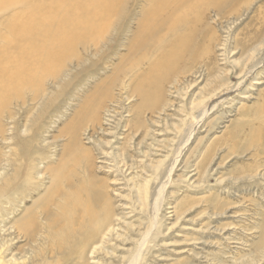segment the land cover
Segmentation results:
<instances>
[{"label":"rangeland","instance_id":"1","mask_svg":"<svg viewBox=\"0 0 264 264\" xmlns=\"http://www.w3.org/2000/svg\"><path fill=\"white\" fill-rule=\"evenodd\" d=\"M106 1L95 0L97 4H104ZM150 4L153 6V3ZM206 8H191L194 10L192 15L201 16ZM188 9L189 7L181 9V12L185 14L186 10L188 13ZM197 9L203 12L200 14ZM235 9L225 10L226 13H230L232 21L228 13V18L224 16L221 20L212 19L213 12L210 10L203 13L206 29L203 28L202 39L197 38V42L193 40L191 53L182 55V57L186 56L182 60H178L181 50L177 53V50L170 51L169 46L172 42L173 44L176 42L169 37L171 39L166 38L167 42L160 47L161 49L159 48L161 51L143 50L132 63H127V69L132 73L128 76L137 80L133 81L131 78L128 80V88L125 89L128 92L123 91L125 96L131 95V91L135 90L139 77H143L141 74L148 72L147 74L153 78L154 73L152 74L149 70L154 62H156V69L167 75L160 81L162 89L166 87V91L161 92L162 94L165 91L163 93L165 95H162L159 107L154 109L149 105V109L142 111L140 116L135 111L141 104L139 97H126L127 100L124 95H119L118 87L112 90L109 88L110 79L122 74L117 68L121 64L119 59L121 54L126 53L123 47L121 49L118 47L125 41L120 28L112 43L114 48L99 53V58L101 56L99 61L94 58L87 70H80L76 81L82 83L84 79L83 84L87 83V87L85 89L83 85L81 88L69 87L72 89L71 92H75L76 97L69 103L64 102L68 106L60 112L65 116L58 117L59 106L55 103L52 113L45 117L39 129L34 128V131L29 130L20 134L14 140L16 143L10 145L12 157L23 166L29 163L31 165L33 159H38L41 155L47 157L45 164L47 162L51 166L58 165L61 170H64L66 176L77 169L80 175L78 177L86 179L84 175L86 168L87 171H92L97 182L106 187L115 214L123 216L132 224L142 223V231L151 224L153 202L149 195L150 201H147V206L142 210L136 193L137 189L141 194L144 193L145 174L148 175L150 170L147 168L148 162L152 159L165 160L163 167L161 166L162 170L165 169L166 164L171 167L175 164L158 214L161 220L154 231L158 232L157 238L148 245L140 261L141 264H254L256 261L255 264H264V251L261 250L264 248V58H262L264 44L261 46V52L255 54L256 57L253 56L252 59L244 49L245 45L256 44L264 38V0H242ZM181 34L185 33H178L176 38L180 39ZM105 36V34L102 35V37ZM195 46L199 50H196ZM113 49L114 52H112ZM189 57L195 58L189 59ZM105 58L109 61H105ZM257 58L262 59L263 62L253 72V64ZM137 59L141 63L138 64ZM192 60L195 61L191 64ZM93 63L95 65H92ZM211 77H214L211 80L212 84L209 83ZM223 77H227V83L221 86ZM144 83L146 82H142ZM146 86L150 85L146 84ZM95 89L100 91L99 93L104 92V97L97 91L98 94H96ZM229 89H231V92L227 93L229 96L224 97L223 93ZM89 92L92 93L87 95ZM208 93L211 94L200 106L202 96ZM108 94L116 98L121 97V102H110ZM88 96V99L93 100L92 102L97 103L100 108L104 107L106 110L107 105V109L110 110V113L102 110L101 125L92 114L81 107L83 102L84 107L93 104L86 99ZM64 98L66 97H61V99ZM192 101L198 108L189 119L195 129L194 131L192 128V130L188 129L190 123L184 126L187 127L188 131L185 130L188 134L192 131L193 135L184 151L176 159L182 138L180 128L176 126L183 125L181 111H188L187 107ZM207 101L208 103L217 102L216 105H211L206 113L203 110H206ZM154 103L156 104L157 101ZM84 114L85 117H83ZM24 119L19 118V121L25 123ZM88 119L91 120L88 121ZM35 134L37 139L34 137ZM44 139H47L44 141L47 142L45 144ZM42 144L46 148L41 149ZM37 149H40V152H37ZM168 154L170 155L167 156ZM11 169L12 167L8 170V176L13 172ZM26 177L27 175L24 174L22 178ZM33 182V186H36L37 180ZM0 183H2L1 180ZM157 184L158 180H155L146 189L152 193ZM132 192L134 193L131 194ZM3 201L4 206L7 207L8 202L6 199ZM29 205L30 203L27 202L26 206ZM35 214L36 217L33 220L39 223L40 215L37 216L36 212ZM15 215V217L19 216L20 211H17ZM13 219H7V221L3 219L0 223L11 224ZM130 228L127 225L125 231H123L124 228L121 230L124 237L130 233L129 230L134 229V226ZM3 235L0 231V240L8 242L5 247L8 245V248L16 252L27 245V241L25 242L22 238L7 236L8 233ZM112 242L113 245L117 243L115 246L122 245L120 248L117 247L114 256L109 257L114 263L119 264L118 260L122 254H126L125 252L132 248V244L131 241L124 240ZM41 244L40 246H52L51 242ZM4 253L7 255L9 250L6 249ZM39 256L37 255L38 260L36 259L37 262L33 264H46V261L55 264L56 258L58 259V257L45 258L43 261ZM28 257L31 256L28 255ZM30 260L26 258L24 263L31 264ZM94 260H101L98 261L101 264H109L103 254H98ZM98 262L95 264H100ZM59 264H63L62 261Z\"/></svg>","mask_w":264,"mask_h":264},{"label":"bare ground","instance_id":"2","mask_svg":"<svg viewBox=\"0 0 264 264\" xmlns=\"http://www.w3.org/2000/svg\"><path fill=\"white\" fill-rule=\"evenodd\" d=\"M80 1L0 0V180L2 182L0 183V222H3V219L7 221V219L11 220L14 218L11 224L0 223V231L2 235L8 233L7 236L22 238L25 242L27 241V245L18 249L19 252H16L8 248V245L5 247L8 242L1 239L0 251L4 255L1 256L2 253L0 254V264H26L24 263L26 258H30L29 262L33 264L37 262L35 261L36 259L38 260L37 255H40L41 257L39 256V258H42L43 261L45 258L58 257L55 264H59L61 261L63 264H95L101 261L94 260L98 254H103L109 264H117L109 257L114 256L117 247L120 248L122 245L115 246L117 243L113 245L112 241L114 240L131 241L132 244V248L128 249L125 252L126 254L123 255L121 253L122 256L118 260L119 264H141L140 261L148 249V245L157 238L158 232L154 231L161 220L158 214L164 201L165 188L168 185L170 174L174 170L173 166L175 164L172 167L166 164L165 169L162 170L165 160L155 159L154 161L149 159L147 167L150 169L149 174H145L147 171L144 173L146 175L144 178V193L141 194L138 189L136 193L142 210L147 206V201H150L148 200L149 195L153 202L151 205L153 208L152 219H150L151 224L142 231V223L132 224L124 219L123 216L115 214L111 199L107 195L106 187L104 184L97 182V178L96 176L94 178L92 171H87V166L85 167L86 171H84L85 168L82 170L85 172L86 179L78 177L77 169L72 170L69 172L70 175L66 176L64 170H61L58 165L51 166L47 162L45 164L47 157L41 155H37L38 159L30 161L31 165L28 162V165L23 166L12 157L9 150L10 145L16 143L14 140L20 134L34 128L39 129L43 125L45 117L50 112L52 113L51 110L55 103H58L57 106H59L58 117L64 115L60 112L64 111L68 106L64 102L69 103L76 97L75 92H71L72 89L69 87L81 88L82 85L84 89L87 87V83L83 84L84 79L82 83H77L76 81L80 70H87L94 58L99 61L101 58V56L100 58L98 56L99 53H104L105 50L109 49L110 51V49L114 48L112 43L116 39L115 36L118 35L120 28L125 41L118 47L120 49L123 47L126 53L121 54L119 58L121 64L117 68L122 74L113 76L110 79L109 88L112 90V88L118 87L120 90L119 95H124L125 92H128L126 91L128 88L127 83L131 78L128 75L132 74L127 69V63H132L140 54L139 52L143 50L158 51L167 42L166 38L171 37L178 44L175 46L176 43L173 44L172 42V45L169 46L170 51L177 50V53L181 50V55L178 53L180 55H178V60H182L186 57H182V55L191 53V46L194 45L193 40L202 39L203 30L206 29V26H204L206 23H203V13L210 10L213 12L212 19L221 20L224 16L227 17L228 12L226 13V9L237 8L242 0H143V2L142 0H107L104 4H97L95 0ZM150 3H153V6ZM187 7H189L188 13L185 10V14H183L181 9L183 10ZM204 7H207L205 12L197 9L199 13L203 12V15L201 13V16L192 15L194 10L191 8ZM228 14L230 18V13ZM230 21H232L231 18ZM180 32L185 34H181L180 39H177L176 37ZM103 34L106 36L102 37ZM97 39L98 41L96 42ZM263 44L264 38L256 44L244 46L245 52L251 55L250 59L261 52ZM195 48L199 50L197 46ZM114 51L113 49L112 52ZM194 58L189 57V59ZM262 58L264 57L262 56ZM193 61L195 60H192L191 64ZM262 62V59L258 60L257 58L255 60L253 72ZM94 63L92 65H95ZM137 63L139 64L141 61L137 59ZM100 65L102 64L100 63ZM150 66L149 72L154 73L153 78L147 74L148 72L141 74L143 77H139L138 85L136 88L134 87L135 90L133 92L131 91V95H124L125 98L137 96L141 99V104L138 101L139 107L135 109L140 116V113L148 110L150 106L154 107V109L159 107L162 95H165L163 93L166 91V87L162 89L160 81L161 78L164 79L167 75L160 73V70L156 69V62ZM106 67H109V65ZM110 68L113 67L110 66ZM81 77L83 76L81 75ZM125 78L127 79L125 80ZM212 78L214 77L209 79L210 84H212ZM226 78H222L221 86L227 83ZM142 82L146 83L142 84ZM146 84L150 86L147 87ZM163 90L165 91L161 94ZM96 91L97 89L94 90L96 94L100 92L97 91V93ZM228 92H231V89L223 93L224 97L228 95ZM91 93L89 92L87 95ZM102 94L101 96L104 97V94ZM209 94L211 93L202 96L200 106H202L201 104L207 99ZM62 96L66 98L61 99ZM88 98L89 96L86 99L93 104L84 107L83 102L81 107L92 114L100 124V116L104 107L100 108L97 103L92 102L93 100ZM120 98L109 95V101L112 103H119ZM126 99L128 100V98ZM195 99L197 100V97ZM154 101H157V103L155 104ZM216 102L208 103L207 101L205 104L206 110L203 111L207 113L211 105H216ZM196 105L192 101L190 106L187 107L188 111H181L183 112L181 118L183 125H177L176 127L180 128L182 138L178 147V155L177 157L175 156L176 159L184 151L193 135L192 131H194L195 127H192L189 119L193 117L198 109ZM82 110L84 111V109ZM104 111L110 113L107 105ZM77 113L80 114V112ZM83 117H85V114ZM19 118H25V123L19 121ZM109 118L110 116L106 119L109 120ZM90 120L88 119V121ZM186 124H189L188 129H193L189 132L190 134L187 132V127H184ZM34 137H37L36 134ZM46 140H43L44 144L47 143L44 142ZM43 147L46 148L42 144L41 149ZM138 149L140 150V148ZM39 150L37 149L36 151L40 152ZM43 150L45 151V149ZM29 154L32 153L29 152ZM62 158L63 156L61 160ZM10 167H12L11 170L13 172L8 176ZM24 174L27 175L26 178H22ZM33 180H37L36 186H33ZM155 180H158V184L154 186V191L151 193L146 187L148 188L149 184ZM3 199L8 202L9 205L7 207L4 206ZM27 202L30 203L29 206H26ZM17 211H20V215L15 217ZM35 212L37 216L40 215L38 216V219H40L39 223L33 220L36 217ZM173 212L175 213V211ZM127 225L129 228L134 226V229L132 231L129 230L130 233L127 232L129 234L124 237V233L121 230L124 228L123 231H125ZM44 242H51L52 246H40ZM258 247L263 248L262 246ZM6 249L9 250L7 255L4 253ZM261 250L264 251V248ZM50 253L51 255H49ZM28 255L31 257H28ZM103 262L105 263L106 261ZM46 264L52 263L46 261Z\"/></svg>","mask_w":264,"mask_h":264}]
</instances>
